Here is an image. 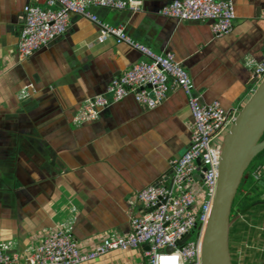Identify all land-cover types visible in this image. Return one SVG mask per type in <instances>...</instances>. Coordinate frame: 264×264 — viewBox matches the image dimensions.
<instances>
[{"label":"crops","instance_id":"0c3cea01","mask_svg":"<svg viewBox=\"0 0 264 264\" xmlns=\"http://www.w3.org/2000/svg\"><path fill=\"white\" fill-rule=\"evenodd\" d=\"M141 1L135 12L91 11L121 24L153 52L172 53L202 102L239 110L256 84L247 60L264 55V0H229L234 19L220 36L210 21L161 15L171 0ZM28 4L43 7L45 0H0V242L12 241L18 264H26L28 251L58 225L70 228L82 250L112 232L126 233L129 214L139 210L128 200L149 184L169 182V160L188 146L190 121L184 94L170 88L154 108L128 94L109 101L97 119L73 124L85 98L110 99V81L144 56L112 38L96 43L97 26L71 16L61 36L19 58L21 13ZM231 217V263L264 264V205ZM144 249L111 250L83 264H132Z\"/></svg>","mask_w":264,"mask_h":264},{"label":"built area","instance_id":"2783aa9c","mask_svg":"<svg viewBox=\"0 0 264 264\" xmlns=\"http://www.w3.org/2000/svg\"><path fill=\"white\" fill-rule=\"evenodd\" d=\"M141 6V0H45L43 7L28 4L22 9L16 46L19 58H27L61 36L71 16L88 19L97 26L96 43L112 38L144 56L110 81V99L103 94L85 98L73 115V124L97 119L109 101H119L128 94L139 105L154 108L162 103L170 88L182 91L190 113L188 146L179 157L169 160V182L149 184L128 200L131 206L139 205V210L129 214L126 233L112 232L82 250L70 228L58 225L28 251L26 264H83L111 250L141 246L147 247L143 258L132 264H200V241L215 191L219 145L238 110H224L218 100L202 102L192 79L172 53L153 52L132 40L121 24H108L91 11V7H104L135 12ZM261 12L264 17V4ZM159 13L181 21H210L214 36L228 33L234 19L229 0H171ZM247 62L254 67L255 83L259 82L264 77V55L259 62L250 58ZM262 170L257 167L252 176L257 179ZM187 233L189 238L178 244ZM12 246V241L0 242V264H18Z\"/></svg>","mask_w":264,"mask_h":264},{"label":"water","instance_id":"95a60500","mask_svg":"<svg viewBox=\"0 0 264 264\" xmlns=\"http://www.w3.org/2000/svg\"><path fill=\"white\" fill-rule=\"evenodd\" d=\"M263 134L264 77L255 84L221 138L215 191L200 241V264H232L229 252L232 202L250 162L264 149ZM197 163H201L200 159ZM189 236L187 233L177 243L182 244Z\"/></svg>","mask_w":264,"mask_h":264},{"label":"trees","instance_id":"16d2710c","mask_svg":"<svg viewBox=\"0 0 264 264\" xmlns=\"http://www.w3.org/2000/svg\"><path fill=\"white\" fill-rule=\"evenodd\" d=\"M261 156L264 157V149L252 159L244 172L245 177L242 178L232 202V208L234 207V213L236 214H244L252 206L264 203V198L261 197L264 193V161H257ZM257 167H263V170L259 177L255 179L252 176V172Z\"/></svg>","mask_w":264,"mask_h":264},{"label":"rangeland","instance_id":"374dc122","mask_svg":"<svg viewBox=\"0 0 264 264\" xmlns=\"http://www.w3.org/2000/svg\"><path fill=\"white\" fill-rule=\"evenodd\" d=\"M257 161L258 162H263L264 161V157L263 156H261L259 159H257ZM260 205H264V203H259V204H256V205H254V206H252L251 208L253 209L254 207H256V206H260ZM234 208V207H233ZM232 208V211H231V213L234 211V209ZM250 208V209H251ZM249 209V210H250ZM245 214V213H244ZM231 218H233V217H231ZM235 226H237V224L235 225ZM234 226V227H235ZM231 231H232V226H230V230H229V245L231 246ZM193 234H195V232L193 231ZM229 249H232L231 247H229ZM231 260H232V262H234L235 261V258H234V256L233 257H231Z\"/></svg>","mask_w":264,"mask_h":264}]
</instances>
